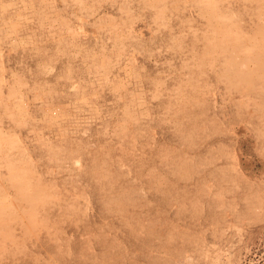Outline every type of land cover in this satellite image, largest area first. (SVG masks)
<instances>
[{
	"label": "rangeland",
	"instance_id": "1",
	"mask_svg": "<svg viewBox=\"0 0 264 264\" xmlns=\"http://www.w3.org/2000/svg\"><path fill=\"white\" fill-rule=\"evenodd\" d=\"M0 264H264V0H0Z\"/></svg>",
	"mask_w": 264,
	"mask_h": 264
}]
</instances>
